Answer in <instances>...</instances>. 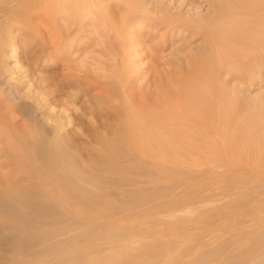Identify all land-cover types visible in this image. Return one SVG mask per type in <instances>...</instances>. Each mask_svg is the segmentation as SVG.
Instances as JSON below:
<instances>
[{"label":"rangeland","instance_id":"obj_1","mask_svg":"<svg viewBox=\"0 0 264 264\" xmlns=\"http://www.w3.org/2000/svg\"><path fill=\"white\" fill-rule=\"evenodd\" d=\"M64 1L31 14L28 27L15 32L16 52L0 66L15 73L21 66L49 104L68 109L76 199L63 211L34 198L33 216L23 210L30 201L17 204L0 189V264H264V178L254 174L264 168V64L228 56L202 80L228 97L230 115L207 154L208 174L190 168L181 149L158 162L128 153L120 105L100 96L118 89L120 75L127 95L145 100L155 76L163 102H179L207 50L205 29L221 22L217 0H107L104 7ZM249 34L258 41L248 46L254 59L264 62V28ZM214 47L228 52L220 42ZM0 84L9 99L1 116L22 131L25 113H36L32 101L15 84ZM5 171L0 167V176Z\"/></svg>","mask_w":264,"mask_h":264},{"label":"bare ground","instance_id":"obj_2","mask_svg":"<svg viewBox=\"0 0 264 264\" xmlns=\"http://www.w3.org/2000/svg\"><path fill=\"white\" fill-rule=\"evenodd\" d=\"M65 1L66 3L69 2V0ZM74 1L77 5L93 3L99 7L109 4L107 0ZM58 2H61V0H0L1 63L6 56H12L16 52L15 41L17 37L15 32L28 27L31 14L38 9L54 7ZM214 5L215 17L221 22L215 29H205L207 50L203 52L204 55L201 60L196 61L197 66H195L196 69L192 75V82L190 81L188 89L185 94L183 93L184 97L178 99L180 103L177 102V104L175 101L163 102L164 98L159 94L160 77L155 76L150 80L146 99L137 102L131 95H127L125 87L127 78L124 76L119 75L114 79L118 83V89L116 87L115 89L111 87L113 90L102 89L100 96L105 100L108 98L111 102L116 100L115 103L120 105V109L118 110L117 107L116 109L119 111L118 115L122 116L120 122L122 126L120 130H122L121 133L124 137L122 140L128 148V153L132 152L135 157L139 155L148 156L150 159L157 157L158 162L159 156L163 159V153L170 154L176 149H181L189 156L186 163L190 168L201 167L203 174L212 173L211 170L209 172L205 168L207 166V154L212 151L216 139L220 136L222 126L230 115L228 107H225L228 97L219 93L215 82L204 83L202 80H205L212 72L219 69L222 62L229 63L231 58L240 59L248 65L255 64L259 66L264 64L263 61L254 59L255 50L248 47L250 43H258L257 39L251 37L249 33L264 28V0H217ZM217 42L224 44L228 52L224 54L215 51L214 48L216 47L214 46ZM228 56L231 58L228 59ZM21 69L20 66L19 71L15 73L10 71L9 67L0 66V78L2 79L0 81L15 84L16 88L22 89V95L24 94L32 101L31 105L34 106L33 110L36 113L24 112L27 114V121L24 119L21 126L27 129L23 128L24 130L21 131V129L16 128L17 121L2 118L3 115L1 116V114L3 112L0 109V136L3 137V141H0V144H2L0 155L4 156L6 160L4 163H0V167L6 170L0 176V189L5 196H9V200L12 198L20 202H16L17 204L30 201L27 204L29 206H26L27 210L23 209L30 215L37 214L34 212V207L32 208L30 205L34 198L54 201L64 211L67 210L65 205L67 204L69 207L73 199H76V166H74L76 162L73 161V156H70L72 154H69L71 153L68 150V148L70 149L68 147L70 142L68 143V140H66L64 132L67 120H64L63 115L68 109L62 108V106V109H57L51 105L52 103L49 104L41 92L42 90L33 88L27 79V73ZM8 101V97L7 99L2 97L0 89V108L6 106L5 104ZM97 108L101 107L98 106ZM104 111L109 112L106 109ZM101 112H103V108ZM239 113V110H236L233 115L237 116ZM65 114H67V111ZM38 119L42 123L41 127L34 126ZM68 120L70 121V119ZM156 127L161 128L162 131H156ZM104 133L107 132L104 131ZM135 135H139V138L136 139ZM112 136H109L110 140ZM109 138L107 137L108 140ZM162 139L163 142L161 143ZM106 143L108 144V142ZM110 146H114V144ZM145 147H148V149ZM117 149L119 148L117 147ZM106 153L108 152L106 151ZM105 157H108V155ZM152 161L155 160L152 159ZM155 163L156 161L150 165ZM166 164H171V162L167 161ZM260 168L254 170L255 177L264 178V168ZM35 203H37V200ZM23 210L21 209V211Z\"/></svg>","mask_w":264,"mask_h":264}]
</instances>
